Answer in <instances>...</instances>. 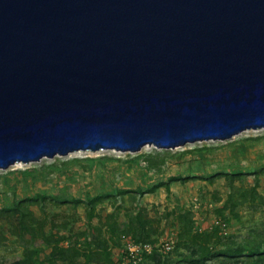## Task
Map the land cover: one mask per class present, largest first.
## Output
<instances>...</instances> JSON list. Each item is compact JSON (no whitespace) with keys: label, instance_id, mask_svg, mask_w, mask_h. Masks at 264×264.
Instances as JSON below:
<instances>
[{"label":"water","instance_id":"1","mask_svg":"<svg viewBox=\"0 0 264 264\" xmlns=\"http://www.w3.org/2000/svg\"><path fill=\"white\" fill-rule=\"evenodd\" d=\"M264 127V0H0V168Z\"/></svg>","mask_w":264,"mask_h":264},{"label":"rangeland","instance_id":"2","mask_svg":"<svg viewBox=\"0 0 264 264\" xmlns=\"http://www.w3.org/2000/svg\"><path fill=\"white\" fill-rule=\"evenodd\" d=\"M0 264H264V127L0 168Z\"/></svg>","mask_w":264,"mask_h":264}]
</instances>
